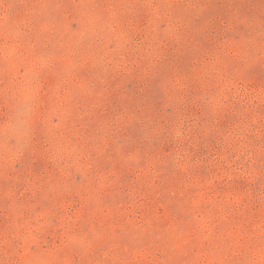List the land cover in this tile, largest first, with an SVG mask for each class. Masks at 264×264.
<instances>
[{
    "label": "rangeland",
    "instance_id": "rangeland-1",
    "mask_svg": "<svg viewBox=\"0 0 264 264\" xmlns=\"http://www.w3.org/2000/svg\"><path fill=\"white\" fill-rule=\"evenodd\" d=\"M0 264H264V0H0Z\"/></svg>",
    "mask_w": 264,
    "mask_h": 264
}]
</instances>
